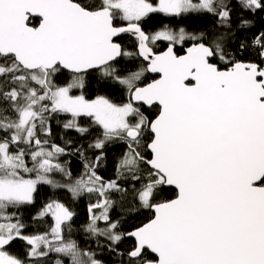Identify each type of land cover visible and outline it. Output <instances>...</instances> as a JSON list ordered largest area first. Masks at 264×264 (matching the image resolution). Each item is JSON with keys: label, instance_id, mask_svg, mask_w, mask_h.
<instances>
[{"label": "snow or ice", "instance_id": "6c2138e0", "mask_svg": "<svg viewBox=\"0 0 264 264\" xmlns=\"http://www.w3.org/2000/svg\"><path fill=\"white\" fill-rule=\"evenodd\" d=\"M0 264H264V0H0Z\"/></svg>", "mask_w": 264, "mask_h": 264}, {"label": "trees", "instance_id": "16d2710c", "mask_svg": "<svg viewBox=\"0 0 264 264\" xmlns=\"http://www.w3.org/2000/svg\"><path fill=\"white\" fill-rule=\"evenodd\" d=\"M194 26L196 28H199L202 25L200 24V22L196 21L194 22ZM52 128H53V138L57 143L63 144L64 140H71L73 141L74 146H79L80 144H83L85 147L88 143V139L80 137L74 131L66 132L62 128V126L60 124H57L55 121H53L52 123ZM61 137H63V139H61ZM123 150H124V146L122 144H113L108 147L106 152V163L101 169H99L100 174L103 175L106 179L113 175V165L115 163V160L118 158V156L122 153ZM67 159L71 161L74 174L79 173L81 171L79 158L76 156H69L67 157ZM52 198L60 199L66 202L69 200L68 195L63 191L54 192L52 189L47 188V186H42L40 191L39 202L43 203L45 200ZM89 202H94V198H92L90 201V199L87 196H85L82 197L80 200L75 201L72 204V207H74L77 211L76 220L78 225H83L87 221V205ZM34 214H35V209H32L30 212L26 211L23 214L22 219L25 221L26 224L29 225L27 229L28 232H33L37 230V225L30 222V216ZM118 215H119V209H115L113 211V216H118ZM143 219L144 218L139 215L130 217L126 222V227L128 228L135 227ZM73 238L78 239L79 241H83L84 236L83 233H78L77 235L73 236ZM11 251L15 254H22L19 244L12 247Z\"/></svg>", "mask_w": 264, "mask_h": 264}, {"label": "water", "instance_id": "95a60500", "mask_svg": "<svg viewBox=\"0 0 264 264\" xmlns=\"http://www.w3.org/2000/svg\"><path fill=\"white\" fill-rule=\"evenodd\" d=\"M150 76L152 75V74H149Z\"/></svg>", "mask_w": 264, "mask_h": 264}]
</instances>
